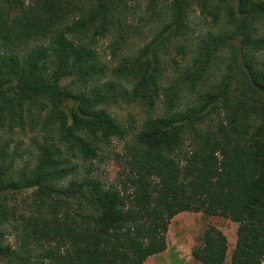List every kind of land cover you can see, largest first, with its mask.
I'll return each instance as SVG.
<instances>
[{
  "label": "trees",
  "instance_id": "obj_1",
  "mask_svg": "<svg viewBox=\"0 0 264 264\" xmlns=\"http://www.w3.org/2000/svg\"><path fill=\"white\" fill-rule=\"evenodd\" d=\"M127 2L0 0V225L20 241L1 229L0 264H145L185 212L238 225L229 264H264V0H147L134 51ZM194 12L218 29L196 37ZM228 253L209 225L192 256Z\"/></svg>",
  "mask_w": 264,
  "mask_h": 264
},
{
  "label": "rangeland",
  "instance_id": "obj_2",
  "mask_svg": "<svg viewBox=\"0 0 264 264\" xmlns=\"http://www.w3.org/2000/svg\"><path fill=\"white\" fill-rule=\"evenodd\" d=\"M147 0H128L127 9L123 11L125 19H127V28H134L132 38L130 39V50L140 48L147 39V31L142 27L144 20L142 17ZM191 26L195 30V36L203 35L208 30H216L219 26L211 22V18L205 21L200 16L199 12H194L191 20ZM142 29V30H141ZM111 37L99 40L97 51L100 53L101 60L108 67L116 64L117 60L114 59L111 49ZM180 57L178 56L177 59ZM180 60V59H179ZM72 79H65L64 85H71ZM113 112V109L111 110ZM114 114L121 120H128L129 115L132 114L137 120V125L140 123L141 118L144 116L143 112L137 108H114ZM14 142L23 144L26 147L29 143V137L15 139ZM123 144L113 142L111 147L106 149L105 159L97 163L96 174L108 183L114 181L120 168L114 158L116 153H122ZM21 196L16 197L20 202ZM20 205V204H19ZM21 207V206H20ZM19 207V208H20ZM209 225H214L224 232L229 243V253L227 264L230 263V255L236 245L237 241V228L238 225L229 219L222 217L206 216L202 213L185 212L174 217L170 223L167 233V249L165 252L149 258L145 264H201L192 256L194 248L200 244L202 234ZM4 231L6 244L10 245L13 249L20 248V241L12 229L11 225H0ZM31 264H36L35 259L32 258ZM25 264V263H24Z\"/></svg>",
  "mask_w": 264,
  "mask_h": 264
}]
</instances>
